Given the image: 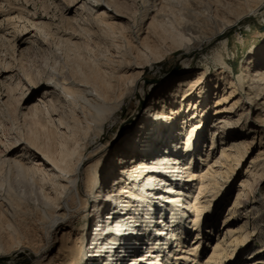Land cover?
Returning a JSON list of instances; mask_svg holds the SVG:
<instances>
[{
  "label": "bare ground",
  "instance_id": "1",
  "mask_svg": "<svg viewBox=\"0 0 264 264\" xmlns=\"http://www.w3.org/2000/svg\"><path fill=\"white\" fill-rule=\"evenodd\" d=\"M142 2L136 18L112 0H67L63 10L70 14L66 19L71 29L62 30L46 14H29L31 26L22 40L27 46L17 48L0 68V112L15 105L23 119H35L42 142L27 134L0 140V167H6L13 188L37 201L36 209L46 220L36 215L26 219L0 188L2 255L16 251L30 264H234L254 241L257 233L248 229L247 220L259 207L247 203L263 200L256 193L261 175L245 172L237 185H224L232 182V167L252 138L264 132V44L235 75L222 55L212 60L215 69L206 63L193 70L191 59L215 42L227 49L225 36L258 21L264 0ZM45 30L69 45L93 41L98 67L112 77L118 99L124 79L130 82L128 96L134 95L145 65L179 49L180 72L146 86L154 93L136 120L139 129L157 133V147L166 149L151 151L137 144L133 132L121 137L118 148L101 143L102 121L112 119L113 127L122 101L114 114H106L109 103L82 75L65 72L53 58L42 60L38 69L27 64L29 51H44L52 44L45 40ZM123 37L134 50L124 65L114 51ZM105 45L112 51L109 57L102 50ZM147 88L138 89L139 96ZM168 99L169 110L160 117L159 106ZM95 119L100 121L93 126L95 132L82 134ZM176 119L174 130L168 124ZM210 120L214 131L206 134ZM222 187L233 197L218 225ZM210 208L215 211L212 218L205 214ZM158 245L163 255L154 252ZM246 258L244 264H264L262 250Z\"/></svg>",
  "mask_w": 264,
  "mask_h": 264
},
{
  "label": "rangeland",
  "instance_id": "2",
  "mask_svg": "<svg viewBox=\"0 0 264 264\" xmlns=\"http://www.w3.org/2000/svg\"><path fill=\"white\" fill-rule=\"evenodd\" d=\"M66 1L67 0H0V68H4L7 66V62L10 60V58L13 57L14 54H16L17 48H25L27 46V44L22 43V40L24 38V31L31 26V18L29 14H46L49 18V22L55 25L59 30L68 29L69 27V29H71V25L67 22L66 19L70 16V14H67L63 10V4H65ZM112 2H114L123 11L127 13L129 12L136 18L139 17L143 9L142 0H112ZM257 20L258 21H250L242 25L241 28L233 29L232 31H230L225 36V38L228 39V47L225 50L223 49L221 42L220 45L219 42L206 45L201 52L197 53L191 59V68L195 70L207 63L206 65L210 69H215V65L212 60L215 57L222 55L226 59L231 75H235V73L237 74L239 71H242L245 61L249 59L251 53H253V50L264 44V23H262L264 22V5L262 6L261 12L257 16ZM166 29H168L167 25ZM45 31L46 34L43 35L45 36V40L48 42L51 41L52 44L49 45L48 48L44 51H38V49L29 51L25 55V62L27 64L38 69L42 65V60L48 61L53 58V60L56 61V64L58 62L57 65L59 67L62 66L65 72L70 71L69 73L76 77L78 76V74L80 76L82 75L84 80L89 82V84L97 91L100 89V91L98 92L101 93L103 99L107 103H109L110 107L106 114L108 113L109 115H112V112L114 114V111L116 112V109L118 108L117 104L122 101L119 106L120 109L117 112L119 119L113 127L111 126V124L114 123L112 119L105 118L103 119V121L101 120L105 126L102 138L100 140L101 143L105 144L109 142V144H115V148H118L120 145L121 137L133 132V140L135 142L137 141V144L145 145L146 148L151 149V151L156 148L166 149L162 148L160 145L157 147L158 142H156L153 138L155 135H157V133H154L153 135V133L149 132L148 130L143 131L141 128L139 129V126L136 125V120L140 112L142 111L143 106L148 102L149 98L153 96L152 94L154 93V88H147L146 86L151 81L153 83L158 82L161 77H169L180 72L179 68H177L176 65L177 52L180 51L179 49L171 52L163 60L156 61L153 65H145L143 78L139 82L140 88L139 86L137 87L134 95L128 96V89L130 85L128 83L130 82L129 79H124L122 81L123 86L121 90L123 96L122 98L118 99V96L116 95L118 92V88L114 85L112 77L108 74L102 73L98 67L99 65L96 60L98 51L95 48L96 44L93 41L89 40L82 43V45H69L66 41L55 40L53 38L54 35L49 33L48 30ZM166 36L168 35H165V37ZM124 39L125 37L122 38V41L117 42V47H115L114 50L116 54L121 58L120 63L122 65L129 62V60H131L130 57L134 54L131 42L128 39ZM168 40L170 39L166 37L165 41L167 43H169ZM173 47L176 48L178 46L174 44ZM102 50L105 51L104 53L107 57H109V54L112 53L108 45H105L104 49ZM139 60L141 62L145 61V59L143 58H139ZM209 75L210 78H213V76H215L213 72H210ZM142 88H147L148 92L147 94H145L144 92L143 97L139 96V94L137 93L139 90H142ZM212 95L213 97H215L217 94L215 91H213ZM155 100L157 101L159 99L155 98ZM171 100L172 99H168L167 103H162L159 106L158 111L160 113V117L162 115H165V113L169 110L168 104H171L169 103L171 102ZM213 100L214 98L212 99V103ZM86 115L90 119L91 111L87 110ZM199 119L201 120V118ZM177 121L178 119L174 120L172 124L170 123L168 125H171V128L174 129L175 125L178 124ZM95 122L99 124L100 121H96L95 119L94 123L91 122L89 130H87L88 125H86V128L82 131V134L94 133L95 129L93 126L94 124H96ZM212 124L213 122L211 120L210 122L208 121V124L206 123L204 127L206 134L211 130ZM158 126L159 127H154L153 130L156 131V129H160L161 124H159ZM38 127L39 125L32 117L23 119L16 109L15 105L10 108H4V110L2 109L0 112V140L3 142H8L12 137L17 135L26 136L27 134V137H29L31 140H35L38 143H41L42 133L40 132V128ZM114 133V138L116 140L113 142V139L111 138ZM201 140H203V138H201ZM252 140L253 142L246 147L238 163L234 164L232 167V182L227 181L224 186L230 185V183H232V185H237L241 180V174L245 172H249L254 176H258L260 174L261 177L258 182L260 183V189L258 188V192L256 193L257 196H264V132H262V134L260 135L254 136ZM214 153H217V151ZM75 157L76 153L74 154L73 158ZM5 172L6 167L1 166L0 176H2L3 178L0 182V188L1 191L4 192L10 205L16 211L22 213V215L28 220L35 215L39 216L42 220H46L45 216L40 215L39 210L36 209L37 201L35 202L30 194H21L15 188H13L10 183L11 177L8 176L9 174ZM227 189L228 187H222L221 189L225 198L217 207V211H219V216L217 217L218 225H221L223 220L226 218V210L233 197V195L226 193ZM249 201H252L247 203L249 207L250 205H256L259 207L258 209L253 210L251 212L252 214L250 213L252 217L247 220L248 229H254L257 235L253 237L254 241L248 248H246V251L237 256V261H235L234 264H244L247 261L246 254L253 250H262L264 252V198L263 200L259 201H256L255 198H251ZM144 204L149 205L147 202ZM213 210L214 209L210 208L205 213L208 218H212V215L215 212ZM29 222H32V220ZM27 224L28 227H30L29 223ZM181 232V229H176V234L179 235V233L181 234ZM153 240L154 238H152V241ZM214 240L215 237L210 238L208 241L209 245H211ZM2 244L4 246L5 242H1V245ZM160 247L161 246L158 245L157 248L154 249V252L163 255V251ZM25 258L26 257L24 255H21L16 251H11V253L7 255H2L0 253V264H30V261ZM63 263L64 262H62L61 264Z\"/></svg>",
  "mask_w": 264,
  "mask_h": 264
}]
</instances>
